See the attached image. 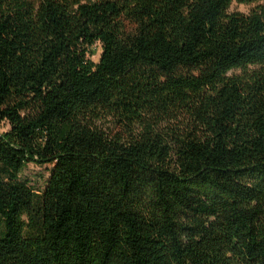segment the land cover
I'll return each instance as SVG.
<instances>
[{
  "label": "trees",
  "instance_id": "16d2710c",
  "mask_svg": "<svg viewBox=\"0 0 264 264\" xmlns=\"http://www.w3.org/2000/svg\"><path fill=\"white\" fill-rule=\"evenodd\" d=\"M5 123L0 264H264V0H0Z\"/></svg>",
  "mask_w": 264,
  "mask_h": 264
},
{
  "label": "rangeland",
  "instance_id": "374dc122",
  "mask_svg": "<svg viewBox=\"0 0 264 264\" xmlns=\"http://www.w3.org/2000/svg\"><path fill=\"white\" fill-rule=\"evenodd\" d=\"M252 8L251 5H244L239 3H234L232 5V10L241 11L244 13H247ZM93 53L90 55L91 59L96 63L100 60V57L102 55V47L101 44L98 43L95 45V47L92 49ZM9 129V125L7 123L1 124L0 131L5 132ZM53 165H35L30 164L23 172H22V178L28 182V184L35 189V191L38 193H42L45 190V187L47 185L48 180L51 177V171H52Z\"/></svg>",
  "mask_w": 264,
  "mask_h": 264
}]
</instances>
